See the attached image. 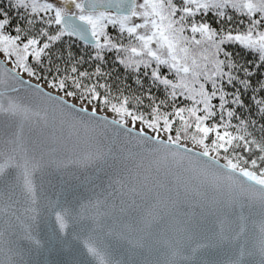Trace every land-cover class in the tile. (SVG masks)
Returning a JSON list of instances; mask_svg holds the SVG:
<instances>
[{"label":"snow or ice","instance_id":"obj_1","mask_svg":"<svg viewBox=\"0 0 264 264\" xmlns=\"http://www.w3.org/2000/svg\"><path fill=\"white\" fill-rule=\"evenodd\" d=\"M7 3L0 264L44 253L62 257L53 264H264V0ZM73 37L93 49L92 71L71 44L53 51ZM112 52L138 92L113 91L102 66ZM21 90L49 106L33 111L10 95ZM109 128L148 164L96 136L85 152L52 146Z\"/></svg>","mask_w":264,"mask_h":264},{"label":"water","instance_id":"obj_2","mask_svg":"<svg viewBox=\"0 0 264 264\" xmlns=\"http://www.w3.org/2000/svg\"><path fill=\"white\" fill-rule=\"evenodd\" d=\"M78 39V38H77ZM79 40V39H78ZM83 42V41H82ZM27 79V76L24 77ZM35 83V81H33ZM13 85L9 84L8 87H11ZM44 87L47 89V85H44ZM10 95L14 96L18 102H20L23 105H26L30 107L33 111H40L43 113V110L49 106V101L44 97H37L32 95L30 91H24L21 90L19 92L10 93ZM99 114H103V111L101 110ZM109 118L113 116L111 112L107 113ZM5 124H7V121H5ZM14 127V125H13ZM8 129L5 127V132H7ZM51 129H47L46 132H51ZM60 133L57 132V135ZM63 135L65 138L68 137V129L65 128ZM25 136L31 137L32 139H36L37 132L33 131L32 133L28 132V128L26 126L25 128ZM87 136H96L99 139L103 140L104 143L107 145L111 143V146L113 148V152L116 155H127L128 151H131L133 153H139V155L136 157L137 161L140 160L141 157L144 158L145 165L148 164V162L151 160V157L148 156V153L145 150H142L140 148L135 147L132 144H128L125 142V138L123 133H120V135H115V129L109 128L107 130L103 129H96L94 132H88L87 134L81 130L79 133V136H72L71 139H65L63 144L60 145H52L53 147L57 148L58 154L63 155L66 150H75L77 152H85L89 148V143L87 142ZM66 146V147H65ZM49 196H53V192L48 193ZM62 257L56 256V255H48L47 253L41 254V255H34L32 257V260L35 262V264H53L54 261L61 260Z\"/></svg>","mask_w":264,"mask_h":264},{"label":"trees","instance_id":"obj_3","mask_svg":"<svg viewBox=\"0 0 264 264\" xmlns=\"http://www.w3.org/2000/svg\"><path fill=\"white\" fill-rule=\"evenodd\" d=\"M0 7H4L7 9L8 3L7 0H0ZM9 15H14L13 12H9ZM200 17H197L199 19ZM209 22H211V26L214 28H218L219 25L215 22H212V16L211 14L208 17ZM16 20H13V23H16ZM233 27H235V21L233 22ZM110 36H116L117 29H114L111 25H109L107 29ZM126 43V41H125ZM71 44V54L73 58H79L80 56L84 57V63H82L79 67L81 71H92L96 65V61L90 60L89 55L93 52V49L89 45H85L84 42L78 40L77 38L73 37L71 40H68L67 38L63 42V44H58L54 47V52H59L61 49H67L68 45ZM229 51H235L238 53V56L236 57L238 60L244 61L249 60L252 57L249 55H246V53L240 49L239 47L230 46L228 48ZM65 56L67 58V52H65ZM115 53H106V62L103 63V70L105 72L111 73V78L108 81L113 86V91H115V88L120 87L122 90L124 88H127L128 92H138L137 86L134 84V77L129 76L126 70L122 65H119L118 62L115 60ZM55 63H58L61 65V68H63L64 61H54ZM86 83L88 81H85ZM101 82H104L103 80ZM149 81L145 78V88L148 87ZM102 91V90H101ZM153 93L157 97H162L163 93L156 91V89L152 90ZM145 105L148 103V100L145 99L144 101Z\"/></svg>","mask_w":264,"mask_h":264}]
</instances>
